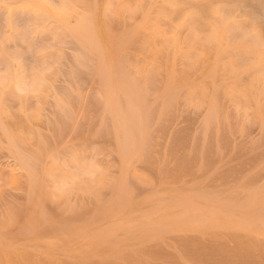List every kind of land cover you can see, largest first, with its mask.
Returning <instances> with one entry per match:
<instances>
[{
	"label": "rangeland",
	"instance_id": "1",
	"mask_svg": "<svg viewBox=\"0 0 264 264\" xmlns=\"http://www.w3.org/2000/svg\"><path fill=\"white\" fill-rule=\"evenodd\" d=\"M0 4V264H264V0Z\"/></svg>",
	"mask_w": 264,
	"mask_h": 264
},
{
	"label": "clouds",
	"instance_id": "2",
	"mask_svg": "<svg viewBox=\"0 0 264 264\" xmlns=\"http://www.w3.org/2000/svg\"><path fill=\"white\" fill-rule=\"evenodd\" d=\"M0 8L9 9V11H11V7L8 4H0ZM52 71V69H47L45 72L41 73V77L47 76Z\"/></svg>",
	"mask_w": 264,
	"mask_h": 264
}]
</instances>
